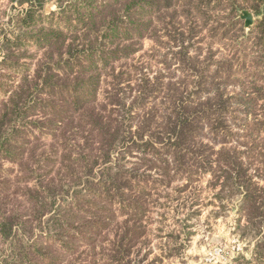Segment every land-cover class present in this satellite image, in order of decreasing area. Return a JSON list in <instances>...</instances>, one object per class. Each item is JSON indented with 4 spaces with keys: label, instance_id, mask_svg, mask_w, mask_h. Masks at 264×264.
Returning a JSON list of instances; mask_svg holds the SVG:
<instances>
[{
    "label": "rangeland",
    "instance_id": "obj_1",
    "mask_svg": "<svg viewBox=\"0 0 264 264\" xmlns=\"http://www.w3.org/2000/svg\"><path fill=\"white\" fill-rule=\"evenodd\" d=\"M107 1L88 0L85 7L95 10ZM199 1L126 0L125 10L118 3L111 8L117 17L123 15L120 37L112 39L100 29L96 33L97 58L85 66H94L86 72V78H94L97 86L94 111L110 123L109 139L116 136L119 142L112 149L99 143L94 165L68 172L67 160L62 159L70 149L61 143L51 146L60 130L57 127L70 123L66 122L70 117L58 118L55 129L47 127L45 109L37 106L31 116L17 121L21 128L14 135L23 142L19 143L20 152L34 149L37 156L30 160L29 175L24 179H19L23 170L17 160L2 159L0 191L6 190L1 198L9 210L18 211L22 219H35L26 230H20L25 246L49 247L59 256L54 264H111L109 240L114 239V232L110 234L107 229L108 240L95 248L80 237V232L104 211L93 205V198L106 186L126 192L128 203L135 202L134 198L144 203L139 220L144 235L114 264H264V258H257L256 249L264 239V215L250 230H238L240 219L242 229L248 223L241 199L229 200L225 206L218 198L222 177H217L223 170H233L227 163L234 157L250 166L248 173L258 183L255 191L264 187V49H256V33L243 35L238 31L240 25L233 27L227 19L228 9H207L213 17L205 25ZM23 2L26 0H0V60L8 54L13 56L10 64L0 61V103L26 74L35 77L43 63L67 58L69 55L62 53L68 45L85 44L76 14L62 20L58 0H42L27 29L31 36L21 34L18 16L27 10ZM48 4L50 11L46 10ZM129 7L133 8L131 20ZM46 30L64 35L53 39L54 48H48L42 36ZM88 39L90 42L95 37L89 35ZM65 66L60 62L57 69ZM214 74L221 81L213 85L206 77ZM216 90L232 99L217 102L220 108L212 113L195 111V119L198 115L204 125L201 131H167L166 124L177 120L175 113L184 102L204 101L214 97ZM76 113L71 117L75 118L71 123L74 129L78 126ZM74 151L78 156L80 149ZM46 154H51L57 164L44 167L39 157ZM35 183L42 184L43 193L45 186L52 188L48 202L53 206L40 220L28 210L32 195L27 188ZM260 206L264 210V203ZM53 217L61 220L51 230L48 225ZM129 217V211L119 216L118 226L125 225ZM56 234L59 239L54 241ZM9 241L0 242V264H48L37 254L13 257ZM69 243H77L76 252L70 250Z\"/></svg>",
    "mask_w": 264,
    "mask_h": 264
},
{
    "label": "trees",
    "instance_id": "obj_2",
    "mask_svg": "<svg viewBox=\"0 0 264 264\" xmlns=\"http://www.w3.org/2000/svg\"><path fill=\"white\" fill-rule=\"evenodd\" d=\"M58 2L61 4L60 7L62 8V13L60 14L62 20L64 18L69 20L73 16L70 14H76L74 17H76L78 23L82 26L83 33L81 35L84 36L83 41L85 44H79L78 46L76 44L74 46L68 45L65 53H62L69 55L65 59L61 56V58L56 61L53 59L46 63L42 62L43 64L41 63L42 65L36 71L35 77L29 78V75L26 74L22 82L12 92L8 99L0 103V161L4 158L17 160L18 162H14H17L23 170V176H20L19 179L28 177L31 168L29 162L35 159L37 154L34 149L32 152H23L22 154L19 150L22 146H19V143L23 142L15 138L14 132L21 128L17 121L31 116L30 113L37 106H41L45 109V115L48 116L47 127L49 125L50 127H54V129L59 125L58 118L62 116L64 119L66 117L71 118L77 112L76 114L78 117L76 120L78 119V126L74 129L71 123L75 118H67L68 121L66 122L70 123L57 127V129L60 130H58V133L54 136L56 142H52L51 144L52 147H55L56 144L61 143V145L65 147L64 149H70L69 154H65L64 159H62L63 162L65 159L67 160L65 170L68 172L87 168L97 163L95 151L100 148L98 145L99 143L108 144L109 148L112 149L117 146L119 142V138L116 136L113 139H109V137H112V134H110V123L104 122L101 117L102 115L99 113L101 116H98L94 111L93 102L96 101L97 86L93 84L94 78H86V72L94 66H85V63L91 65L94 58H97L96 45L98 44V38L96 37V33L100 29H105V35L110 36L112 39H114L115 36L118 38L120 37L118 33L121 32V20L123 19V15L117 17L118 15L115 14L117 11L114 9L112 12L111 8L118 3L117 5H121L125 10L127 2L126 0H108L105 5L95 8V10L94 8L89 9L85 7L88 0H58ZM66 3H72V5L68 7ZM22 4L23 6H27V10L23 15L18 16L19 28L21 29V34L31 36L27 29L32 25L34 21L32 17L37 14V7L42 4V0H26V2ZM197 4L198 10L200 11L199 13H202V15L206 17V22L213 17L210 11L213 12L222 7L228 9L227 19L232 22L233 27L240 25L238 31L242 32L243 35L249 34L250 36L256 33L258 36L256 49L259 47L260 49H264V7H262L264 0H200ZM209 8H211L210 11L207 10ZM132 9V7L127 8L129 19L131 18ZM203 9H205V11ZM243 9H251L256 16L255 23L249 29L245 27V21L240 18V11ZM66 11H68V15L65 14ZM208 23L210 22L205 23V25ZM89 35H93L95 40L93 39V41L89 42ZM42 36L44 38L46 37L47 47L54 48L56 43L53 39H61L64 35L62 32L54 34L46 30ZM7 40L9 42V39ZM18 40L20 39L18 38ZM48 54L51 55L49 52ZM12 57L13 56H9L8 54L0 61L3 65H7L12 63ZM86 60L88 62H86ZM60 62L65 63V68L57 69ZM206 78L210 80L213 85L217 84L215 83L217 80H219V82L221 81L220 76H216V74ZM210 89L215 90L216 88ZM231 99L232 98H225L224 93L216 90L214 97L208 96L204 101H199L198 103L184 102L182 107L177 109L175 113L177 120H172L166 124L167 131L180 134H190L189 132H194L197 129L201 131L204 125L201 120H198V115L195 119L197 114L195 111L205 109V111H211L212 113L220 108V105H216L217 102L223 104L229 102ZM262 124L264 125V122H262ZM122 140L125 142L127 139H124L123 136ZM79 141H83V144H80ZM81 145L83 147H81ZM79 149L80 152L78 156H75L76 152H72V150ZM50 155L51 154H46L39 157L43 158L44 167L57 164L54 158L49 157ZM46 156H48V158ZM262 159L264 161V156H262ZM227 164L228 166H232L233 170H223L217 176L218 179L222 177V189L220 194H218V198L223 200L225 206L229 204V200H234L235 198L241 199L242 211H244V216L248 223L244 226V229H242L240 219L237 228L238 230H250L251 225L255 227L259 224L260 222H257L258 219L264 215V210H262L260 206L261 203H264V187L260 188L262 191H255L258 183L256 181L255 183L253 182L254 178L248 173L250 166H245L244 162H239L233 157L229 159ZM261 176L264 177V174H261ZM50 183L52 184V181ZM48 186L49 185L44 187V192L46 193L42 192L41 183H35L33 187L27 188L29 194L32 195L28 210H31L32 214L39 220L48 214L53 206L52 203L48 202L52 193V188ZM4 192H6V190L0 191V242L11 240L9 241V245L13 257L15 258H22L25 256L28 258L30 256L36 257L37 254L38 256H43L48 264H54L59 256L56 257L55 253L51 251L49 247H44L43 249V247L40 248L38 244L25 246V242L22 240L23 235L20 234V230H26V227H28L30 223L35 222V219H22L18 211L9 210L6 206V201H2L1 198ZM80 196L83 197L84 194H80ZM126 198L129 199L126 192L123 190H115V188H107L104 186L102 194H98L93 198V205L97 206L98 209H104V211L98 214L96 219H94L85 230L80 232V237L87 241L89 246L93 245V248L100 242L108 240L105 233L107 229H110V234L114 232V239L109 240L110 246L112 247V254L108 256L112 260L110 262L111 264H114L113 261L120 260L122 255L127 254L133 247L138 245L140 239L144 235V227L139 224L140 214L144 210V203L138 198L133 199L135 202L128 203L126 202ZM116 203H118L117 208ZM128 211L130 212V217L125 221V225L122 224L121 226L119 223L120 226H118L116 220L119 216L126 215ZM60 220V218L55 217L50 219L48 225L50 229L52 230L55 224ZM51 234H53V232H51L50 235ZM65 237H67V235ZM74 238H71V240ZM56 239H59L57 234L54 241ZM54 241H52V244ZM69 245L71 246L70 250H73V252H76L79 247L77 243H69ZM256 249L260 255H258L257 258H264V239L259 241ZM105 254L106 253L103 251L102 255ZM235 260L240 263L241 259L240 257H236Z\"/></svg>",
    "mask_w": 264,
    "mask_h": 264
},
{
    "label": "water",
    "instance_id": "obj_3",
    "mask_svg": "<svg viewBox=\"0 0 264 264\" xmlns=\"http://www.w3.org/2000/svg\"><path fill=\"white\" fill-rule=\"evenodd\" d=\"M46 10L50 11V5L49 4L47 5ZM240 18H242L245 21V27L247 29H249L255 23L254 15L248 9H243L240 12Z\"/></svg>",
    "mask_w": 264,
    "mask_h": 264
},
{
    "label": "crops",
    "instance_id": "obj_4",
    "mask_svg": "<svg viewBox=\"0 0 264 264\" xmlns=\"http://www.w3.org/2000/svg\"><path fill=\"white\" fill-rule=\"evenodd\" d=\"M262 7H264V4L262 5ZM248 10H250L251 12H252V10L251 9H248ZM253 13V12H252ZM254 15V14H253ZM254 18H255V21H256V16L254 15Z\"/></svg>",
    "mask_w": 264,
    "mask_h": 264
}]
</instances>
